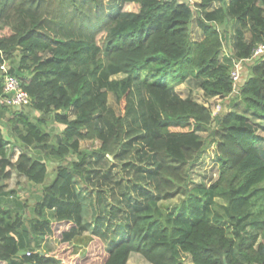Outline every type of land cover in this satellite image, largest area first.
Listing matches in <instances>:
<instances>
[{
  "label": "trees",
  "instance_id": "1",
  "mask_svg": "<svg viewBox=\"0 0 264 264\" xmlns=\"http://www.w3.org/2000/svg\"><path fill=\"white\" fill-rule=\"evenodd\" d=\"M122 1L109 11L106 0H4L0 65L8 62L40 115L32 121L14 113L7 120L15 143L0 127V263L64 264L57 250H39L41 240L53 236L61 253L76 256L100 240L102 264H130L133 253L150 264H183V254L191 264H264V156L258 149L264 142L258 133L264 131V55L252 59L264 45V0ZM194 19L200 40L192 39ZM232 27L229 57L223 35ZM237 61L251 63L241 85L231 77ZM190 77L199 80L206 100L231 96L229 110L213 115L191 97L181 98L175 88ZM109 93L120 114L109 107ZM52 115L63 129L50 144L45 126ZM129 117L140 127L135 141L155 166L150 176L157 196L144 205L119 202L130 210L128 221L114 228L106 245L112 227L104 221L99 191L86 183L97 177L85 167L87 155L58 165L45 185L47 163L27 149L40 145L47 160L60 162L78 154L82 140L99 141L94 152L100 158L122 159L134 145L126 143ZM211 144L218 178L191 189L189 171ZM13 172L44 185L28 222L5 197L14 193H6L4 183ZM178 195L188 196L180 207L166 213L159 206Z\"/></svg>",
  "mask_w": 264,
  "mask_h": 264
},
{
  "label": "rangeland",
  "instance_id": "2",
  "mask_svg": "<svg viewBox=\"0 0 264 264\" xmlns=\"http://www.w3.org/2000/svg\"><path fill=\"white\" fill-rule=\"evenodd\" d=\"M180 2H190L192 4L199 3L201 0H179ZM123 3L122 0H106V6L109 11L119 4ZM4 4V0H0V9ZM220 4L214 3L212 8H216ZM134 8V7H133ZM194 13L197 16V10L194 7ZM219 30L223 32V28L220 27ZM199 28L196 21L192 22V39L199 40L200 35ZM246 39H250V34L248 31L245 32ZM224 39V50L223 55L233 56L235 52V27H232L227 33L226 39ZM251 63H242L241 69V79L238 82L239 85L243 84L249 76V67ZM176 93L181 98L191 97L200 104H204L209 107L214 115H220L225 113L230 108V97L225 98H212L206 100L203 91L200 88L199 80L195 78H188L184 83L178 85L175 88ZM108 105L115 110L117 114H120L121 106L117 103L113 93L108 94ZM9 111L10 115L13 116L14 113L28 114L32 121L36 120L40 114L33 111L30 107L23 108L19 111H14L13 109H6ZM7 120L1 121V128L10 143H15L16 138L14 135L10 134L11 129L6 124ZM127 129L130 132L127 137L126 143L134 142L131 149H128L124 153L122 159L108 157L100 158L94 151L99 148V141H88L82 140L80 142L81 151L76 154L72 153L64 161H56L54 159L47 160V151L42 146H35L28 148L27 152L33 158L44 159L48 166V176L45 181V185L49 184L55 175L56 168L58 165H70L73 161L78 158H82L84 154L87 155L85 167L92 173L96 172L97 177L92 176L91 180L86 183L88 186L94 189V191H99L102 200L103 216L105 217V223L110 225L112 228L107 232V238L105 244L107 245L114 233V228L117 225H123L127 223L130 210L125 206L126 204H119L125 199H130L131 203L144 205L148 201V196L156 197V184L155 180L150 176L155 170V166L152 163L149 153H145V148L142 144L135 141L137 137H140V127L133 120V117H129L126 121ZM47 132L50 133L48 141L51 143H57L60 138L61 130L63 126L55 122L53 115L48 118L47 124L45 126ZM258 133L264 137V131L259 130ZM203 138H207V133H200ZM258 149L261 155L264 156V142L258 145ZM20 149L16 148V152L12 151V161H15L18 157ZM14 154V155H13ZM219 169L216 161V151L215 145L211 144L203 153L201 158L189 171V183L188 187L191 189L198 188L202 185L209 187L218 178ZM6 189L5 192L9 193L14 191L9 197L5 196L9 200L14 202L9 203L14 211L20 213L26 222L33 216V209L37 203H40L43 197L44 185H35L28 181L23 175H19L13 172L12 177L5 182ZM188 199V196L178 195L168 201H160L159 206L166 211V213L171 212L175 207H180ZM221 202L220 200H218ZM120 205L119 209L115 211V214L111 215L108 211L111 210L113 206ZM124 209L122 213L120 210ZM50 211L46 210V215L49 216ZM60 240L56 237L49 236L44 238L40 242L39 250L47 252L48 249L56 251L57 257L64 261V264H102L106 258V253L104 251V246L102 242L98 239L94 241L86 248H79V254L76 256L74 252H60ZM183 264H191L190 259L187 255H182ZM75 257V258H74ZM130 264H150L146 261L140 254L133 253L129 259ZM0 264H6L1 262Z\"/></svg>",
  "mask_w": 264,
  "mask_h": 264
},
{
  "label": "built area",
  "instance_id": "3",
  "mask_svg": "<svg viewBox=\"0 0 264 264\" xmlns=\"http://www.w3.org/2000/svg\"><path fill=\"white\" fill-rule=\"evenodd\" d=\"M260 55H264L263 44L258 45L254 49L252 59ZM242 63L243 61L235 62V66L232 69L231 77L235 83H238L241 79ZM0 73L3 80V90L0 93V108L19 111L23 108L31 107L32 98L22 87L20 79L10 72L8 62L0 65Z\"/></svg>",
  "mask_w": 264,
  "mask_h": 264
},
{
  "label": "crops",
  "instance_id": "4",
  "mask_svg": "<svg viewBox=\"0 0 264 264\" xmlns=\"http://www.w3.org/2000/svg\"><path fill=\"white\" fill-rule=\"evenodd\" d=\"M218 7V6H217ZM199 31H200V29H199ZM201 32V31H200ZM200 37H199V40L203 37V34H202V32L200 33V35H199ZM7 109V108H6ZM5 109V110H6ZM10 117H12L11 115H10V113H9V111L8 110H6V111H4L3 110V108H0V127H2L1 125V121L2 120H8Z\"/></svg>",
  "mask_w": 264,
  "mask_h": 264
}]
</instances>
